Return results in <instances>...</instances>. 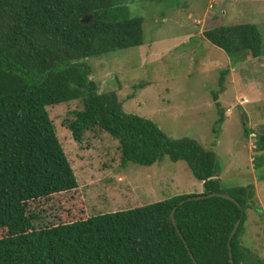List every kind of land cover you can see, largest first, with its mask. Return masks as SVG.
Instances as JSON below:
<instances>
[{
  "label": "trees",
  "instance_id": "16d2710c",
  "mask_svg": "<svg viewBox=\"0 0 264 264\" xmlns=\"http://www.w3.org/2000/svg\"><path fill=\"white\" fill-rule=\"evenodd\" d=\"M204 35L233 58L264 54L255 23ZM143 43L144 18L115 0H0V264H232L230 246L234 264H264L247 255L241 239L253 185L224 190L214 151L127 112L116 91H98L88 58ZM75 100L80 105L64 124L76 141L89 131L107 132L118 141L123 165L186 160L204 192L90 215L47 108ZM256 143L262 166L263 129ZM209 192H227L240 205L222 196L180 204ZM73 204V219L60 220L58 209Z\"/></svg>",
  "mask_w": 264,
  "mask_h": 264
},
{
  "label": "rangeland",
  "instance_id": "374dc122",
  "mask_svg": "<svg viewBox=\"0 0 264 264\" xmlns=\"http://www.w3.org/2000/svg\"><path fill=\"white\" fill-rule=\"evenodd\" d=\"M115 2L144 18V43L88 58L98 91H116L127 112L152 119L172 138H194L214 151L224 190L253 185L255 201L241 239L250 258L264 260V165L252 145L264 130V54L233 58L204 35L251 22L264 37V0ZM79 105L75 100L47 108L90 215L204 192L186 160L165 156L152 165H123L118 141L107 132L89 131L76 141L64 121ZM75 206L58 209L60 220L73 219Z\"/></svg>",
  "mask_w": 264,
  "mask_h": 264
},
{
  "label": "water",
  "instance_id": "95a60500",
  "mask_svg": "<svg viewBox=\"0 0 264 264\" xmlns=\"http://www.w3.org/2000/svg\"><path fill=\"white\" fill-rule=\"evenodd\" d=\"M212 196H222V197H225V198H228V199H231L233 201H235L237 204L240 205L239 201L234 197L232 196L231 194L227 193V192H209V193H206V194H200V195H196V196H190L188 197L187 199H184L180 202V204L184 203L186 200H191V199H201V198H205V197H212ZM175 209L176 207L171 211V219L173 221V223L176 225L177 224V221H176V217H175ZM239 224H240V220H238L232 230V233L230 235V239H229V244L233 238V236L235 235L238 227H239ZM183 237V236H182ZM185 240V239H184ZM186 241V240H185ZM188 246V245H187ZM189 248V246H188ZM230 257H231V262L232 264H234V260H233V252H232V249H231V246H230Z\"/></svg>",
  "mask_w": 264,
  "mask_h": 264
},
{
  "label": "built area",
  "instance_id": "2783aa9c",
  "mask_svg": "<svg viewBox=\"0 0 264 264\" xmlns=\"http://www.w3.org/2000/svg\"><path fill=\"white\" fill-rule=\"evenodd\" d=\"M253 134H254V133H252V134L250 133V136L252 137V136H253ZM252 145L254 146V147H253L254 149L257 147V144H256V142H255V144H254V142H252Z\"/></svg>",
  "mask_w": 264,
  "mask_h": 264
}]
</instances>
